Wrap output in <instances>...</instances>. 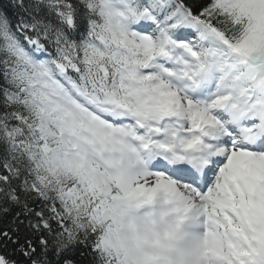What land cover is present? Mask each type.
I'll use <instances>...</instances> for the list:
<instances>
[{"label": "snow or ice", "instance_id": "1", "mask_svg": "<svg viewBox=\"0 0 264 264\" xmlns=\"http://www.w3.org/2000/svg\"><path fill=\"white\" fill-rule=\"evenodd\" d=\"M0 264H264V0H0Z\"/></svg>", "mask_w": 264, "mask_h": 264}]
</instances>
